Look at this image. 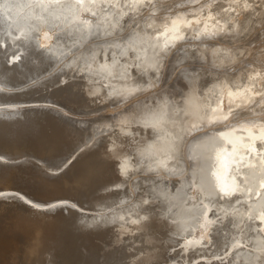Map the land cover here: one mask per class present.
Masks as SVG:
<instances>
[{"label": "bare ground", "instance_id": "bare-ground-1", "mask_svg": "<svg viewBox=\"0 0 264 264\" xmlns=\"http://www.w3.org/2000/svg\"><path fill=\"white\" fill-rule=\"evenodd\" d=\"M0 264H264V0H0Z\"/></svg>", "mask_w": 264, "mask_h": 264}]
</instances>
